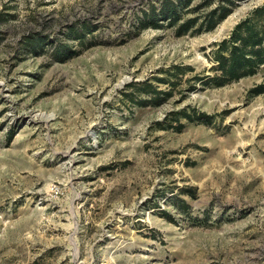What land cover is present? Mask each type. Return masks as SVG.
Wrapping results in <instances>:
<instances>
[{"label":"rangeland","instance_id":"1","mask_svg":"<svg viewBox=\"0 0 264 264\" xmlns=\"http://www.w3.org/2000/svg\"><path fill=\"white\" fill-rule=\"evenodd\" d=\"M170 1L0 0V264H264V71L193 78L264 0Z\"/></svg>","mask_w":264,"mask_h":264},{"label":"trees","instance_id":"2","mask_svg":"<svg viewBox=\"0 0 264 264\" xmlns=\"http://www.w3.org/2000/svg\"><path fill=\"white\" fill-rule=\"evenodd\" d=\"M171 7L166 12L163 10L162 14L166 18H170L169 25L178 24L181 19V8L187 6L190 1L183 2V0H178L177 2L170 1ZM232 12L230 7H222L215 9L209 13L203 20L197 31L201 30H213L220 21L224 20ZM195 19L187 20L184 23L178 25L176 32L178 35L188 31L195 25ZM154 26H161L160 24L153 22ZM146 26V25H145ZM70 33H76L74 38H79V29L73 27L70 29ZM41 38H33V41H29L30 44L39 43ZM62 46V44L60 45ZM217 48L214 51L216 65H214L211 70L214 74L205 75H194L195 80L201 81L205 85H213L215 87H221L232 83L234 81H239L240 79L248 76H253L264 71V4L255 7L249 12V14L241 19L232 29L229 37L224 38L220 42L216 43ZM66 53V55H65ZM77 52L73 51L71 48H66L64 53L56 52L54 58L56 61L64 62L71 57H73ZM63 54V55H61ZM175 68L180 69V66ZM192 70V67H188ZM183 72V71H182ZM180 71L176 73L177 78ZM166 82L167 79H160ZM180 80V79H178ZM172 85L175 82L169 81ZM177 82V81H176ZM131 86H137L139 90L143 91L147 95H151L149 100H139V104L144 105L147 102L153 104L160 103V95H164V99L173 94L172 91L159 90L157 86L150 82L135 83ZM195 88V85L193 86ZM253 94L264 93V82L253 87L251 89ZM182 114L189 121H195L205 124H210L212 122V115L206 112H200L193 110L188 112L187 109H183L179 112L173 113V115ZM177 122L179 117H175ZM170 128L180 131L184 127V123L178 122L177 125H169Z\"/></svg>","mask_w":264,"mask_h":264}]
</instances>
